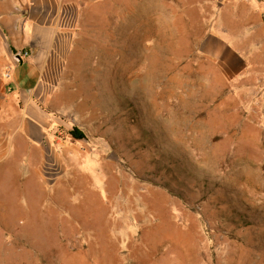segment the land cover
<instances>
[{
  "label": "rangeland",
  "instance_id": "1",
  "mask_svg": "<svg viewBox=\"0 0 264 264\" xmlns=\"http://www.w3.org/2000/svg\"><path fill=\"white\" fill-rule=\"evenodd\" d=\"M83 17L55 153L32 178L41 199L26 184L0 213V264H264V77L189 56L163 32L162 0Z\"/></svg>",
  "mask_w": 264,
  "mask_h": 264
},
{
  "label": "crops",
  "instance_id": "2",
  "mask_svg": "<svg viewBox=\"0 0 264 264\" xmlns=\"http://www.w3.org/2000/svg\"><path fill=\"white\" fill-rule=\"evenodd\" d=\"M104 1L0 0V164L15 155L7 172L1 175L0 168V213H15L12 209L22 205L17 194L26 184L27 200L41 199L42 183L32 178L39 177L41 158L55 153L47 137L56 141L60 127L53 115L62 110L60 75L74 56L85 9ZM162 29L175 41L190 43L189 56L195 52L217 61L234 79L264 77V0H162ZM22 162L28 175L20 173ZM16 176L23 179L12 181Z\"/></svg>",
  "mask_w": 264,
  "mask_h": 264
},
{
  "label": "trees",
  "instance_id": "3",
  "mask_svg": "<svg viewBox=\"0 0 264 264\" xmlns=\"http://www.w3.org/2000/svg\"><path fill=\"white\" fill-rule=\"evenodd\" d=\"M71 135L76 139H84L85 135L77 128H74L73 131H71Z\"/></svg>",
  "mask_w": 264,
  "mask_h": 264
},
{
  "label": "built area",
  "instance_id": "4",
  "mask_svg": "<svg viewBox=\"0 0 264 264\" xmlns=\"http://www.w3.org/2000/svg\"><path fill=\"white\" fill-rule=\"evenodd\" d=\"M6 77H10V72L9 71L6 73Z\"/></svg>",
  "mask_w": 264,
  "mask_h": 264
},
{
  "label": "water",
  "instance_id": "5",
  "mask_svg": "<svg viewBox=\"0 0 264 264\" xmlns=\"http://www.w3.org/2000/svg\"><path fill=\"white\" fill-rule=\"evenodd\" d=\"M18 59H20L19 55L17 56Z\"/></svg>",
  "mask_w": 264,
  "mask_h": 264
}]
</instances>
